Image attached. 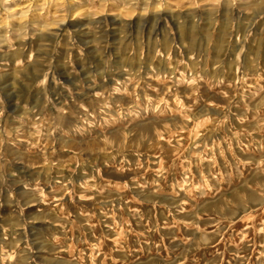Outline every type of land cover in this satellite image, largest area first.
I'll return each instance as SVG.
<instances>
[{
	"label": "rangeland",
	"instance_id": "374dc122",
	"mask_svg": "<svg viewBox=\"0 0 264 264\" xmlns=\"http://www.w3.org/2000/svg\"><path fill=\"white\" fill-rule=\"evenodd\" d=\"M0 264H264V0H0Z\"/></svg>",
	"mask_w": 264,
	"mask_h": 264
},
{
	"label": "bare ground",
	"instance_id": "6f19581e",
	"mask_svg": "<svg viewBox=\"0 0 264 264\" xmlns=\"http://www.w3.org/2000/svg\"><path fill=\"white\" fill-rule=\"evenodd\" d=\"M241 201V200H240Z\"/></svg>",
	"mask_w": 264,
	"mask_h": 264
}]
</instances>
